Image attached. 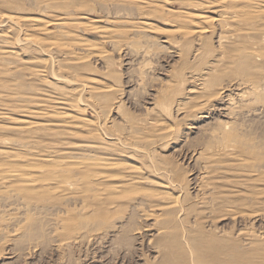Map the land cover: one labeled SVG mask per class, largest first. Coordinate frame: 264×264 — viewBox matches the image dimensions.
<instances>
[{"label":"rangeland","instance_id":"1","mask_svg":"<svg viewBox=\"0 0 264 264\" xmlns=\"http://www.w3.org/2000/svg\"><path fill=\"white\" fill-rule=\"evenodd\" d=\"M5 1H7V2L4 3V0H0V11L2 13H4V11H5V13H7L8 12L7 9L18 10L20 8V10H23V11H21V13L18 12L19 14L23 15V13H24L25 15H23V16L29 17L32 19L33 18L34 19L39 18L37 20V22H33V25L31 22H28L26 24V26L24 28V31L26 32V34L29 33L30 35H33L35 37L38 36V38L42 37V39L47 38V40H49V41L52 40L49 38H53L55 41L58 40L59 43H71V44L73 43V44H76L77 47L80 48V50L78 51L76 49H72L75 52L74 53L73 51H71L70 48H69L70 50H66L64 52L55 49V50H50V52L46 53V54L43 53L44 52L43 49H41V50L38 49L39 51H37V49L32 48L33 49V51H32L31 48L25 47L21 43H18L20 41H18L17 38L21 37L22 33L19 34L17 32H14L8 26H3V25L0 26V33H2V34L5 33L4 35L6 38L4 40L5 42L0 41V66L3 67L5 65V68L4 67H3V69L0 68L1 69L0 75H2V77L0 79V88H1L0 93L1 92L4 93V97H2L3 94L1 93L0 97H2V99L0 98L1 99L0 101L1 102L3 101L5 103V104L4 103L2 104L0 102V104H1L0 105V142L3 143L4 139H6V140L8 139L7 141L9 143L8 146L5 145L6 147H4L2 145V143H0V150L2 152H5V153H10L9 155H12V156L18 152L22 153L24 155H27V154L30 155L31 154L30 157L32 156L34 158H28L29 161L26 159V162L27 161L29 162L27 164L33 165V162H34V165H43V166L47 167L49 165L50 166L53 165L54 163L48 162L47 160L44 161V160L40 159L38 155H39V153L40 154L43 153V155H44L45 152L47 151L48 143H52V141H53V143H55V141H57L58 139L60 141H61V139L63 140V141H61V145H58L56 148L55 155H57L58 157L62 158L64 156L67 157L68 155L72 156V155H76V154L80 156L81 154L82 155L84 154V156L81 155V157L90 158L92 156L91 158H93V156L100 157V156H105V154H107V153H110L109 151H104V150L101 152H97V150L94 151L92 149L93 148L92 145H94L95 143H106L107 142L106 140H104V138L102 136L92 137V138L90 137L91 135L95 136L96 134L101 133L103 130H104L103 131L104 133L102 132V135L108 136V134L110 133L109 135L113 134L115 137H117V134L115 133V132H117L118 135L123 134L122 135L123 138L126 139V137H127L128 139H131L134 142H136V144H138V146H142V147H148L149 146L148 143H150L149 141H154L153 138L157 137L156 138L157 143H155L156 145L153 146L151 144V146H150V149H152L153 151L155 150L154 152L156 153L155 154L153 152V155H154L153 157L155 159L152 160L153 161L152 163L153 164L157 163L160 167H163L162 165H164L165 167H168L167 169L172 171L170 174L171 179L174 177H175L174 180H176V181H180V179H181L182 184H184L185 188H187V190L185 189L186 195L184 194V198H183L185 201L182 200V202L184 201V203H186V205L191 204L192 209H193V213L191 210L192 216L189 217L190 219L188 218L187 221H183L184 222L183 223V222H181L183 219L181 220L180 217H178L176 213H172L171 215L159 216L160 215L159 213H161L162 210H160V209L157 210L155 208L154 209L152 208L153 211L150 210L151 208L145 209L146 205H144V207H142L143 205H140V203L138 205L140 208H138V206L136 208H134V207L132 208V206L135 205L134 203L130 204L127 202L128 200H124V202L122 203L121 202L122 200L120 199V197L119 198L117 197V194L111 195V197L112 196L114 197L113 199L111 198L112 200L110 198H109V201L107 199H104V200H102V203H101V201H97V198L92 193L87 194L88 197H86L83 200H79V199H75V200L74 199H69V200L65 199V200H63V199H61V201H60V199L58 200V198L54 197L53 193H51L52 195L48 194V196H50V197L47 196L45 200H38L37 201V199H33V201L34 200L35 201L31 202L32 205L31 204L30 205H28V204L24 205V202L22 199L25 198L24 201L27 203L28 199L26 196L29 195V192H27V193L24 192V194L22 192L23 196L21 195V192H20V194L18 192H16L18 195L14 192L16 194V196L13 195L14 193L10 194V193L6 192L7 194L4 193L5 195L4 194L2 195V192H0L1 193V196H0V219L2 218L0 220V227H2V228H0V232L2 230L4 232V233L3 232L0 233V264H162V263L163 264H175V262L180 263L178 260L181 261L182 258L183 259L181 261V264H183L184 259L187 262L189 260L192 263L193 260H191V258L188 259V257H189L188 252L189 251L187 249V246L189 244L187 243L188 241H186L184 239L187 238V240H189L191 237L188 238L187 234L196 235L197 232L200 234L199 231H202V233H203V234L201 233V235H202L201 237H206L209 239L213 238V242L220 243V246H222V243H223L224 246H222V247H224V249L228 253V256H231V258H229V259H231V264H250L249 262L247 263L244 261H243L244 263L239 262L240 260H238L239 258H237L236 254H238L240 256L244 255V257L247 259L252 257L254 264H264V195L262 194V192L264 193V185H263L264 179H262V178H264V174L262 176L260 175L261 172H264L263 171L264 170V167H263L264 166L263 165L264 164V155H263L264 154V150H263L264 149V140H262V139H264V136H263L264 135V125H262V124H264V120L260 121L257 118L260 122H258V121L256 122L255 120H253V119H256V117L255 118L252 117L249 120L245 121L246 123L245 122H244V124L240 123L241 126L245 127L243 135L247 136V138H248V134H249V137H251V138H252V136L255 137V138H253L254 144L256 146L255 148H257L256 149L257 152L255 150V154L258 157H259V155H261L259 157L261 160L258 162L256 161L257 164H254L255 162L253 161V160L257 159V157L255 156L252 158L253 159L252 161L247 160V161H249V163L246 162L248 165L244 164L246 166H244V165L240 166L237 162H241V161L243 162V160H241V159L238 160L237 159L238 157L237 158L235 157L236 154H235V156H234V154L233 155L228 154L227 156H230V157L225 159V157H227V156L225 155V153H223V155H225L224 159L219 158L222 156L221 151L224 147H226L225 144L227 142H225V144H224V141H223V142H221L222 143L221 144L218 141L217 143H219V145L216 144L217 146H219V148H217L219 152L216 151L218 153V155H217V153H215V155H214V153L213 154L211 153V151L214 152L215 150H217L216 145H215L217 139L213 140L214 143L212 142V139L208 141L209 138H207V136H209V134L208 135H206V134L208 133V131L210 133V130L217 129L216 128L218 126V121H217L218 118L216 116V114H218L217 110H215V111L213 110L212 112H211V110L209 111L208 117H209V115H211L212 119H204L203 116H205L207 114H205V112L199 113V110H197V108L195 109V107H194V106L201 103V100H198L201 93L200 92L198 93V91H196L193 88H195L197 86L196 84H199L198 81H199V77H201L200 76L201 73L204 74V72H206V69H204V68H206V64L209 66L211 63V65H212V63L214 61H216L215 58H219L218 54L220 55V53L222 51L221 48H218V46H216L217 41H218V37H219V33H221L220 29L215 24L212 25L213 27H211V25H209L210 26L209 27L208 25L203 24V26L206 25L204 27H207V29H206L207 32L204 34L205 39H204L202 45L199 42L197 43V41H195V43H192V44H190L191 43L190 41H186L182 44L177 42L180 45L177 43H176L177 44L176 45L174 41L183 42V40L181 38L179 39V37H174V36L166 33L167 22L163 19L162 15L160 13H156L157 15H155L154 13L150 12V8H149L150 5L153 6L155 3H158V5L161 4L160 6H163V8L166 7V8H164V10L173 9L175 12L182 11L183 8H182L181 4H179L178 2H175V0H174V2H173V0L170 2H167V0H161V1H157V0L156 1L155 0H153V1L152 0H146V1L145 0H138V1L137 0H132V1L131 0H127V1H125V0H116V1L115 0H105L107 2H105L104 0H100V1H98V0H82V1L81 0H78V1L77 0H58V3L55 2L57 0H55V1L49 0V3H44L45 5L46 4L50 5V7H49V5H46L47 7H49V9L47 8V10L45 9L46 6L42 2L43 0L42 1L39 0L40 2H38V0H34V2L33 1L31 2V0L30 1L29 0H5ZM208 1L210 2V0H201L200 2L204 5V4H207ZM64 2H65V4H64ZM125 2H126V4H125ZM132 2H135V3H132ZM138 3H141L142 5L138 4ZM39 4L41 6L37 7V5H39ZM105 4H107V6ZM163 4L164 5L166 4V5L164 6ZM9 5H12V6H9ZM25 5L27 8L25 7ZM64 5L65 6H67V5L71 6L72 5V6L70 8L68 7V9H67V7H65ZM35 7H36V9H35ZM119 7H120V9H118ZM141 8H142V10L140 11L139 9H141ZM38 9H40L39 12H37ZM41 9L44 11V13H43V11H41ZM69 9H72L71 12L69 11ZM123 9H126V11ZM212 9L210 7L204 8V9H201V10H203L201 12H203V14L207 13L208 14V15L206 14L207 16L210 15V17L216 19L217 18L216 11L214 9L213 10ZM117 10H122V12L121 11L118 12ZM130 10L132 12H134V14L132 12H130L131 14H129L128 12ZM56 11H57V13H56ZM58 11H59V13H58ZM66 11H67V13H70V14L67 15ZM75 11H77V12H75ZM139 12H140V14H139ZM42 13L44 15L46 14L48 17L46 15L44 16ZM49 13H51V14L49 15ZM114 13H115V15H114ZM118 13H119V15H116ZM122 13H123V15H122L123 18H120V17H122L121 16ZM143 13H145L146 15H144ZM150 13H152L151 14L152 17H151V15H149ZM162 14H164V13H162ZM29 15H31V16H29ZM65 15L68 17H66ZM71 16L74 17V19H73L74 21L72 20ZM106 16L109 20L106 18ZM108 16H110V17H108ZM55 18L58 20H56ZM66 18H68V22L73 21V22H75L73 24H80L82 26H80V28L77 29L76 31H73L71 33L69 32V35H66L68 33L65 34L64 32L69 31V29H67L64 26L65 24L66 25L68 24V23H64L65 21H67ZM63 19H65V21ZM122 19H124V20H122ZM110 20H112V21H110ZM118 20H119V23H118ZM115 21H117V22H115ZM46 22H48V23H46ZM132 24H134V25H132ZM143 24L145 25V27ZM55 25H58V26L60 25V26L55 27ZM124 27H126V28H124ZM158 27H159V29H158ZM214 27H216V28H214ZM100 28H102V29H100ZM30 29L33 31H31ZM64 29H65V31H64ZM118 29H119V32L117 31ZM141 29H142V32H141ZM120 30H121V32H120ZM52 31H53V33H52ZM60 31H61V33H60ZM126 31H128V32H126ZM83 32H85V33H83ZM144 32H146V33H144ZM113 34H114V37H113ZM116 34H118L119 36ZM141 34H142V36H141ZM107 36H110V37H107ZM57 37L61 40H59ZM120 37H121V39H120ZM144 37H146V38L144 39ZM55 38H57V39H55ZM69 38H70V40H69ZM80 39H82V40H80ZM62 40H64V41H62ZM76 40L79 42H76ZM117 40H119V41H117ZM121 40H123V41L121 42ZM136 42L138 43V44H136V46H140V45L141 46L135 47ZM206 42H208V44ZM87 44L88 45L90 44V46H88ZM82 45H84V46H82ZM119 45L120 46L122 45V46L120 47ZM132 45H134V46H132ZM210 45H211V47H210ZM86 46H88L89 48ZM85 47L88 48L87 51H84L86 49ZM112 47H115V49H113ZM207 47H209V49H211V50L207 51L208 50ZM49 48H47V49H49ZM82 48H85V49H83V52L85 54H82L83 53ZM139 48H140V50H139ZM148 48H150V49H148ZM202 48H203V50H202ZM198 49H199V51H197ZM88 50H89V52H88ZM6 51L7 52H14V58H7V59L5 58L4 59L3 58L4 55L2 56V54H4V52H6ZM35 51H37V52H35ZM40 51H41V53H39ZM179 51H180V53H179ZM200 51H204V52H202L203 54L201 57L199 55V53H201ZM32 52H34L35 54ZM205 52H208L209 54H206ZM143 53H145V55H143ZM75 54H77V55H75ZM146 54H149V57H147L148 55H146ZM88 55H90V56L88 57ZM49 56H51L52 58ZM76 56H77V58H76ZM175 56H177V57L175 58ZM67 58L69 60L73 59V62L71 60H70L71 62H68L66 60ZM74 59L75 60L77 59L78 61L74 62ZM1 60H4V61H1ZM65 60L67 61V65H64ZM27 61H28V63H27ZM30 61L33 65L29 64ZM47 61L49 63H47ZM45 62L47 65L45 64ZM52 62H55V65H53V66H55V67H53L54 69L52 68ZM145 63H146V65H145ZM185 63L186 64L189 63V64L186 65ZM24 64H25V66H24ZM60 65L63 66V67L61 66V68H63L64 70L59 67ZM191 65H193L194 68H192ZM143 67H144V69H143ZM22 68H24V70ZM188 68H190V69H188ZM12 69H13V71H12ZM193 69H194V71H193ZM202 69H204V70H202ZM8 70H10L11 72L10 71L8 72ZM52 70H55V72L53 71L55 74L57 73V70H58V72L60 74L57 73L56 75H63L64 74L63 76L65 78H69V79L71 78V80L79 78L78 76H80L82 83L84 82L83 84H85L86 87L87 86L88 87L87 88L85 87L86 90L84 89L81 91L80 90L81 87H79V88L77 87L81 83L76 82L75 87L72 84L70 86H69V84H65V83L61 84L60 82H57L56 78H54L55 77L54 74L52 75ZM60 70H61V72H60ZM27 71H29V72H27ZM64 71H66V72L64 73ZM190 71H192V73ZM7 74L10 76H8ZM65 74L68 76L66 77ZM197 74H199V75H197ZM28 75H29V77H28ZM38 75H39V77H38ZM72 75L74 78L72 77ZM186 75L189 77H190V75H192V77L188 78ZM212 75L213 74H211V76ZM83 78L85 81L83 80ZM27 79H28V81H27ZM40 79H41V82H40ZM194 79H195V81H193ZM30 80H31V82H30ZM53 80H55V82ZM2 82H5V83H2ZM29 82H30V84H29ZM9 83L12 84L13 88L10 87ZM18 83L21 85V87L18 86L19 85ZM2 85H4V86H2ZM6 85H9V88ZM13 85L14 86L17 85L16 88L19 89V91H17V89ZM38 87H40V88H38ZM7 88H8V90H7ZM14 88H15V91L13 92L12 90ZM21 88H23V89H21ZM71 88H73V89L78 88V92L73 93V96H71V98H70V96L67 95L66 93L70 92V90H72ZM5 89L7 91H5ZM9 89H11V91L13 93H11ZM57 89L58 90L60 89V92L63 90L61 92V93L64 92L62 94L63 98L65 99V96L66 97L68 96L66 99H68V100L71 99L70 101H73L75 99L74 96H76L77 98L86 99L85 97H87V98L90 97V96H88V94H90V93H94V95L98 94L97 95L98 98H100L103 102L105 99V102L108 103V106H107L108 109L105 112L100 111L101 112L100 114L96 110L98 112V115H97V113H94L93 110H91L92 108H88V109L87 108L86 109L79 108L80 110L74 109L75 107L73 108V106L68 108V106H66L67 104L66 103L64 104V102H62L63 98H61L62 96L60 95V92ZM87 89H88V91H87ZM107 91H110V92H107ZM7 93H9V94H7ZM14 93H16V94H14ZM24 93H25V95H24L25 98H28L29 100L31 98L30 102L28 100L27 103L29 102L32 105L29 103L28 104H24L21 102L19 103L18 94H20L19 96L22 97L23 95H21V94H24ZM5 94H6V96H5ZM26 94H31V96H33V95H35V96L34 97H31L29 95L26 96ZM172 94H174V95H172ZM7 95H8V97H7ZM13 95L14 96L16 95L17 97L14 98ZM164 95L167 98H165ZM196 95H197V97H196ZM10 96H13V97L11 98ZM171 96H172V100L170 99ZM187 98H188V100H187ZM189 98L193 99L194 101L191 99L189 100ZM168 99L170 101H172L173 104L170 105L168 112L164 113L163 107L169 103ZM5 100H6V102H5ZM32 100H34V102L36 101L38 103L33 104L34 102ZM161 101H162V103H161ZM7 102H9V103H7ZM42 102L44 103L43 105H42ZM62 103L64 104L63 106H61ZM163 103H165L164 106L162 105ZM177 103L178 104L181 103V105H183L184 111L181 110L180 112H176V106L178 105ZM23 104H24V106L21 107ZM17 105H19V106H17ZM45 105H47L46 111H48V112H52V111H50L51 109H49V108H52V110L54 109L52 118L50 115L51 113L49 114L50 116H48L49 117V119H48V117H46V116H43L44 118L42 116L40 117V115H38L39 112H36L39 110H45ZM184 105L185 106L187 105V107H185ZM6 106H8V107H6ZM53 106H54V108H53ZM57 106H59V107H57ZM15 107H17V108H15ZM55 107L57 108V110H55L56 109ZM13 108H15L16 111ZM22 108H23V110H22ZM24 108H26L25 109L26 111L24 110ZM59 110H61V111H59ZM21 111H22V113H21ZM57 111H59V113H61V112L68 113L69 118H70V116L73 117L74 121H73V119L71 121H66L69 118L65 119L64 116L59 117V115H54ZM32 112H34L35 114L37 113L36 116L38 115L39 117L37 116V118H36L35 114L33 115ZM24 113H25V116H23ZM28 113H29V115L30 114H32V115L29 116ZM177 113H178V115H177ZM39 114H42V113H39ZM2 116H4V117H2ZM26 116H27V118H26ZM8 117H10L11 120ZM100 117H102L103 120ZM13 118L16 119L17 123H16V121H13L14 120ZM53 118H58V119H53ZM60 118H62V119H60ZM28 120H29V122H35L36 121V123H43V122L46 123V121L50 122L51 120L52 121L54 120L51 123V126H50L51 129H52V126H54L53 128H56V130L58 129V130L64 132V134L62 135L63 137L62 136H56L57 137L56 138L55 136L52 135L51 132L48 134L43 133V132H40V133L36 132L37 133L36 134L33 132L21 133V131L15 130V128L17 126H20L21 123H23L22 121H28ZM58 120H60V121H58ZM124 120H127V121H124ZM152 120L158 121L161 124L165 125L163 127L161 125L160 127H162V128H164V127L165 128L171 127V128H170V130H166L165 132L164 131L160 132V133L154 132V130H152L150 128V125H149V123L152 122ZM62 121H65V122H62ZM84 121L93 122L94 125L92 127H89V128H83V127H81V124H83ZM103 122H104V125H103ZM53 123H55V125ZM56 123H57V125H56ZM58 123L60 124L59 126H58ZM62 123L66 124L67 127L65 125H63ZM185 123H186V125H185ZM61 124H62V126H61ZM69 125L71 127H69ZM126 125H129L132 130L131 129L129 130V128H128L129 126H126ZM1 126H3V127H1ZM166 126H168V127H166ZM204 127H207V128H204ZM64 128L66 130L71 129L74 134L70 133V135H73V136L68 135L69 134L68 131H66ZM92 128H93V132L96 129L95 130L96 133L94 132L95 135L92 133V131H90ZM213 128H215V129H213ZM11 129L13 131H11ZM134 129L136 131H133ZM9 130L11 133L9 132ZM130 131H133V132H130ZM145 131H147V132H145ZM171 132L173 135L171 134ZM5 133H6V135H4ZM130 133L134 137L130 136L131 135ZM167 133L171 136H169L166 140V139H164L165 137H163L162 135L167 136ZM258 133H260L262 135H260ZM2 134L4 135V137ZM25 134H26V136H25ZM157 134L158 135L161 134L159 136H162V137H158ZM17 136L18 137L20 136L19 139ZM25 137H27V138L25 139ZM29 137H31V140L29 139ZM86 137H88V138H86ZM260 137H261V139H259ZM35 138H36V140L38 138L40 140L36 141ZM65 138H66V140H65ZM102 138H103V140H102ZM160 138H163V139L160 141ZM251 138H249V139H251ZM27 139H28V141H27L28 143L26 142ZM135 139L138 142L139 141L140 142L138 143L137 141H135ZM20 140H23L24 142L19 143L18 141H20ZM259 140H260V142H259ZM43 141H44V143H43ZM210 141L214 144L215 149H213L214 147L212 148L211 143L209 144ZM262 141H263V143H262ZM38 142L42 143V144L40 146H36L35 144ZM45 142L46 143L48 142V143L46 144ZM76 142H78L79 144H77ZM122 142L126 143L125 141H122ZM197 142H199V143H197ZM32 143H34V144H32ZM62 143H64V144H62ZM65 143H67V144H65ZM118 143L119 142H116V144H118ZM22 144H24L25 146H27V148H30V149L29 150L26 149V147L24 145L22 146ZM127 144H129V143H127ZM29 145H30V147H29ZM194 145L195 146L197 145V146L194 147ZM201 145H203L205 147L202 149L203 146H201ZM206 145L211 147V148H209V149H211V151L209 150L210 153L212 155H214L216 159L219 158L218 161L220 162V160H221V162L217 165V167H218L217 170L215 169L216 166L214 168L211 167L212 170L211 169L208 170L210 172L211 171L214 172L216 170L215 173L213 174V176H211V173L209 172V174L206 176L208 177L210 175V177L206 178V176H204V179H202L203 176L200 174V172L202 173L204 171L205 168H203V166L205 167L206 162H207L206 165H208L209 161H207V160L203 161V160H205V158L203 159L201 156V158L203 160H200V161L197 160L198 161L197 162L195 157H194V154H196L198 151L204 150L205 153L208 155L209 152H206V148L208 151V147ZM227 145H229V144L227 143ZM261 145L263 148L261 147ZM18 146L21 149L20 148L18 149ZM73 146H76V147L72 148ZM89 146H90V148H89ZM15 147H16V149H15ZM80 147L81 148L83 147V149H81ZM32 148H34V149L32 150ZM43 148H45L46 150H44ZM39 149L41 151H38ZM72 149H74V150H72ZM68 150H70V151H68ZM174 151H176V152H174ZM258 151L260 153H258ZM261 151H262V154H261ZM89 152L91 154H94V155H91ZM37 153H38V155H37ZM57 153H59V154H57ZM60 153H63V154H61V156H59ZM120 153H122V154H120ZM120 153L118 152V156H116L117 155V153H116V155H114L115 158H112V159L117 160V162L124 161L127 164H129L128 166L135 167L136 170L131 171L133 176L140 177L139 179L142 181H144V180L148 181V179H149V182L151 181L150 179L152 178V181L150 182L151 184H149V183H148V185L146 183L140 184L144 188L143 193L145 192V190H146V192L148 191L147 193H151L152 191L153 192H160V190H161L162 192L165 191V192H168L169 194L170 193H173L176 195L178 194L174 190V188L171 189V188L166 187V183H167L166 181H163L162 178H160L158 175H156L155 172L147 169L143 165L146 162L148 163V159H147V161H146V159H144V160L139 159L138 155H136L132 152H131L132 154H130L128 152L125 153V151L120 152ZM205 153H202V154H204V156H206ZM119 154L122 156H120ZM6 156L8 157V154H6ZM209 156L210 155H208L207 158H209ZM245 156H248V155L245 154ZM5 158L0 157V163L2 161H4ZM60 158H58L56 160H59ZM30 160H31V162H30ZM32 160H34V161H32ZM36 160H39V161L35 162ZM118 160H120V161H118ZM169 160H171V161H169ZM228 160L231 161V164L233 167L230 169V171L227 170V168H226L227 173H228V174H226V173H224V172H226L225 168H224V170H225L224 172L222 171V169L224 166L223 164L226 163L227 166L230 165V164H228L229 163ZM201 161H203V162H201ZM159 163H161L162 165H160ZM173 163H175V164H173ZM203 163H204V165H203ZM22 164H24V162ZM27 164L25 163V166H29ZM172 164H173V166H172ZM251 165L252 166L257 165V167H259L261 165L260 168L263 167V169H261V171L259 169V171H260L259 172L258 168H256L257 171L255 172L256 173L255 174L254 172H252V166ZM165 167H163V168H165ZM207 167L210 168V166H207ZM244 167L246 169H244ZM248 168H249V170H251L250 173H249ZM105 170L109 171V173H106V175L108 176L107 177L108 180H106V178H104L105 181L103 180V177H106V176H104L105 171L103 169L102 171H100V173H101L100 177L101 178H98V180H97L98 181L97 183L99 184L98 187L100 186L99 188H102V187L104 188L105 185H106V187L116 186L118 184L117 182H119V181H120L119 183H121L122 179H118V178L123 176L122 173H124V172L122 170H121V172H120V170H114V169H111V170L105 169ZM173 173L176 174V175H174V177H172ZM257 173L260 176H258ZM111 174H113V175H111ZM239 174H241V175H239ZM247 174L250 175V176H248L249 178L247 177ZM255 175L258 176V178L261 177V178H259L260 180H258V178ZM110 176H111V178L113 176H115V177L113 179H111ZM141 177L142 178L144 177V179H142ZM243 178H244V180H243ZM250 178L257 179L259 182L257 180L251 181ZM185 179L188 180L187 185L185 184V181H184ZM211 179L215 183L214 185L211 184V183H213ZM246 179H248L249 181ZM100 180L102 181V183ZM203 180H204V182H202ZM237 180L238 181L240 180V181L238 182ZM226 181H228V182H226ZM153 182L155 185H152ZM208 182H209V184H207ZM163 183H165V185ZM217 183H218V185H216ZM244 183H246V184H244ZM211 185H212V188L213 187L215 188L218 186L217 191L218 190H220V191L217 192L216 190H212ZM221 185L223 188L221 187ZM255 185H257V186L255 187ZM38 186L40 189L39 191H42L43 190V188L41 187V186H43L42 183H38L36 188H38ZM219 186H220V188H219ZM247 186H249V187H247ZM231 187H232V189L234 188L233 189L234 191L231 189ZM36 188H35V190H37ZM204 188L206 189L205 191H204ZM208 189L210 191H208ZM149 190H150V192H149ZM256 192H259V194H257L258 196L255 194ZM203 193H205V194L209 193L208 194L209 195L208 200L205 202L207 207L202 202ZM210 193H212V194H210ZM221 194H223V195H221ZM253 194H255L256 196L255 195L251 196ZM12 195H13V197H12ZM14 196L15 197L18 196L17 199ZM52 196H53V198H52ZM8 197H10V199ZM11 197H12V199H11ZM19 197L20 198L22 197V199H21L22 201L20 200V202H17L20 199ZM116 197L118 199H116ZM126 197H128V195ZM129 197H130V195H129ZM141 197H143V196H141ZM141 197L139 198V200L142 201L143 198H141ZM173 197L174 196H172V198ZM47 198H48V200H47ZM52 199H54V200H52ZM89 199H91V200H89ZM217 199H218V201H216ZM5 200L8 202H6ZM118 201L120 202V204ZM124 203H125L126 209L122 208V204H124ZM154 203H159V202H154ZM67 204H68V206H67ZM116 204H119V205H116ZM26 205H28V206H26ZM84 205L86 208L83 207ZM126 205H127V207H126ZM130 205H132V206H130ZM36 206H37V208H36ZM25 207H27V208H25ZM38 207H40V208H38ZM74 207H75V209H74ZM117 207H119V208H117ZM114 208H116V209H114ZM38 209L39 210L41 209L40 212L38 211ZM135 209H136V211H134ZM94 210H95V212H94ZM149 210H150V212L152 211L151 212L152 215L150 214ZM80 211H82V212H80ZM54 213H55V215H54ZM15 214H16V216H15ZM195 214L198 215V217ZM3 215H5V217ZM7 215L8 216L11 215V217L9 216V219L12 220L11 222L9 219L8 220L6 219L8 217ZM78 215H79V217H78ZM90 215H91V217H90ZM101 215H103V216H101ZM173 215L174 216L176 215V216L174 217ZM256 215H258V216H256ZM61 216H62V218H61ZM88 216H89V218H88ZM199 216H201V218ZM12 217L14 220L12 219ZM66 217H69V219L67 218V220H66ZM145 217H146V219H145ZM195 217L198 219H196ZM99 218H101V219H99ZM176 218H177V220H176ZM202 218H203V220H202ZM2 220L7 221V223L3 222ZM170 220H171V222H170ZM188 220H189V222H188ZM65 221H67V222H65ZM175 221H177V223L180 224L178 227L174 226V225H178ZM9 222H10V224H8ZM56 222H58V223H56ZM68 222H69V224H68ZM174 222H175V224L172 225ZM185 222H186V226H185ZM61 223H62V225H60ZM163 223H165V224H163ZM65 224H66V226H65ZM74 224H75L76 228L74 227ZM169 224H170V226H169ZM196 224H197V226H196ZM53 225H55V226H53ZM77 225H79V226L77 227ZM181 225H184V226H181ZM193 225H194V227H192ZM168 226H169V229H168ZM171 226L174 228L171 229ZM189 226H190V231L188 230ZM162 227H165V228L162 229ZM196 227H197V230H195ZM64 228H65V230H64ZM182 228H184V229H182ZM92 229H93V231H92ZM6 230H8V232ZM177 230L179 232H176ZM186 230H187V232H186ZM133 231L134 232L136 231V232L134 233ZM243 233L246 235H244ZM169 235H170V237H169ZM194 235H192V236H194ZM88 236H90V237H88ZM163 236H164V238L159 240ZM212 236H214V237H212ZM216 236L220 239H218ZM70 237H71V239H69ZM169 238H172L173 240L169 239ZM164 239L167 241H164ZM214 239H215V241H214ZM175 240H177V242ZM162 241H163V243H161ZM185 241H186V243H184ZM252 241H255V242L259 241V242L257 244L254 243V245H255V247H254ZM174 243H176V245ZM177 243H179V244H177ZM162 246H164V249H162L163 248ZM175 249H176V251H174ZM156 252H157V254H156ZM177 252H182V255H178ZM166 253H169L171 255H165ZM252 254H254L255 256H252ZM253 263H251V264H253Z\"/></svg>","mask_w":264,"mask_h":264},{"label":"bare ground","instance_id":"2","mask_svg":"<svg viewBox=\"0 0 264 264\" xmlns=\"http://www.w3.org/2000/svg\"><path fill=\"white\" fill-rule=\"evenodd\" d=\"M30 1V0H29ZM34 2V0H31V2ZM40 1H42V0H40ZM39 0H38V2H40ZM52 1V0H51ZM50 1V2H51ZM55 1V0H54ZM78 1V0H77ZM82 1V0H81ZM98 1H100V0H98ZM105 1V0H104ZM116 1V0H115ZM125 1H127V0H125ZM132 1V0H131ZM138 1V0H137ZM146 1V0H145ZM153 1V0H152ZM156 1V0H155ZM157 1H161V0H157ZM170 1H172V0H167V2H170ZM201 0H175V2H178L179 4H181V6H182V8H183V10L182 11H178V12H175L173 9H167V10H164V8H166V7H164L163 8V6H160V5H158V3H155L153 6H149V8H150V12H152V13H154L155 15H157L156 13H160L161 15H162V17H163V19L167 22V28H166V33H168L169 35H172V36H174V37H179V39L181 38L182 40H183V42H181V41H174L175 42V44L177 43V42H179V43H184V42H186V41H190L191 43L190 44H192V43H195V41H197V43L199 42L201 45L203 44V41H204V39H205V36H204V34L207 32L206 31V29H207V27H204V26H206V25H211V27H213L212 25L213 24H215L219 29H220V31H221V33H219V37H218V41H217V44H216V46H218V48H221L222 49V51H221V53H220V55L218 54V56H219V58H215L216 59V61H214L213 63H212V65H211V63H210V65L208 66L207 64H206V68H204V69H206V72H204V74H202L201 73V77H199V81H198V83L199 84H196L197 86L195 87V88H193V89H195L196 91H198V93L200 92L201 94H200V96H199V99L198 100H201V103L200 104H198V105H196V106H194L195 107V109L197 108V110H199V113H202V112H205V114H207V115H205V116H203V118L204 119H212V116L211 115H209V117H208V113H209V111L211 110V112L214 110H217V112H218V114H216V116H217V121H218V126L216 127L217 129H215V128H213V129H215V130H210V133H209V131H208V133L206 134V135H208L209 134V136H207V138H209L208 139V141L209 140H211L212 139V142H213V140L214 139H217V141H216V143H215V145L216 144H218L219 145V143H217L218 141L221 143V142H223L224 141V144H225V142H227L229 145H227V143L225 144V146L226 147H222L223 149H222V151H221V153H222V156L221 157H219V158H221V159H224V157H225V155L227 156L228 154L229 155H233L234 154V156H235V154H236V158L239 160V159H241V160H243V162L241 161V162H237L240 166L241 165H244V164H247L246 162H248L249 163V161H247V160H253L252 158L253 157H255L256 156V154H255V150L257 149V148H255L256 146H255V144H254V139L253 138H255V137H253L252 136V138L251 137H249V134H248V138H247V136H245V135H243V133H244V126H241V124L240 123H243L244 124V122L245 121H247V120H249L250 118H252V117H256V119H253V120H255L256 122L258 121V122H260V121H262V120H264V0H210V2L208 1L207 2V4H202L201 2H200ZM5 2H7V1H5L4 0V3ZM22 2V1H21ZM43 2V4L44 3H49V0H43L42 1ZM56 3H58V0L57 1H55ZM62 2V1H61ZM105 2H107V1H105ZM110 2V1H109ZM114 2V1H113ZM112 2V3H113ZM173 2H174V0H173ZM29 3V2H28ZM36 3V2H35ZM54 3V2H53ZM55 3V4H56ZM72 3V2H71ZM83 3V2H82ZM88 3V2H87ZM121 3V2H120ZM132 3H135V2H132ZM8 4V3H7ZM38 4V3H37ZM42 4V5H43ZM64 4H65V2H64ZM73 4V3H72ZM84 4V3H83ZM82 4V5H83ZM109 4V3H108ZM125 4H126V2H125ZM124 4V5H125ZM138 4H141V3H138ZM169 4V3H168ZM45 5V4H44ZM46 5H49V4H46ZM45 5V6H46ZM57 5V4H56ZM61 5V4H60ZM59 5V6H60ZM77 5V4H76ZM106 6H107V4H105ZM111 5V4H110ZM130 5V4H129ZM142 5V4H141ZM164 5V4H163ZM166 5V4H165ZM164 5V6H165ZM9 6H12V5H9ZM18 6V5H17ZM28 6V5H27ZM38 6H41L40 4L39 5H37V7ZM62 6V5H61ZM60 6V7H61ZM65 6V5H64ZM72 6V5H71ZM71 6H65V7H67V9H68V7L70 8ZM75 6V5H74ZM73 6V7H74ZM93 6V5H92ZM134 6V5H133ZM25 7H26V5H25ZM49 7H50V5H49ZM49 7H45V9L47 10V8L49 9ZM81 7V6H80ZM79 7V8H80ZM145 7V6H144ZM213 8L215 11H216V14H217V18L216 19H214V18H212V17H210V15L209 16H207L206 14H203V12H201V11H203V10H201V9H204V8ZM27 8V7H26ZM63 8V7H62ZM77 8V7H76ZM94 8V7H93ZM181 8V7H180ZM35 9H36V7H35ZM53 9V8H52ZM118 9H120V7L118 8ZM122 9V8H121ZM138 9V8H137ZM212 9V10H213ZM39 10L40 9H38V11L37 12H39ZM54 10V9H53ZM71 10L72 9H69V11L71 12ZM76 10V9H75ZM93 10V9H92ZM123 10H125L126 11V9H123ZM128 10V9H127ZM135 10V9H134ZM133 10V11H134ZM140 11L142 10V8L141 9H139ZM7 13H5V11H4V13H2L1 11H0V26L1 25H3V26H8L11 30H13L14 32H17V33H19V34H21V37H18L17 39H18V41H20V42H18V43H21L22 45H24L25 47H28V48H33V49H37V51H39L38 49H43V53L44 54H46V53H49L50 52V50H55V49H57V50H60V51H66V50H70L71 49V51H73L72 49H76V50H80V48L79 47H77V45L76 44H71V43H59L58 42V40H54L53 38H49V39H52V40H47V38H45V39H42V37L41 38H38V36L37 37H35V36H33V35H30L28 32V34H26V32L24 31V28H25V26H26V24L28 23V22H31L32 23V25H33V22H37V20L39 19H32V18H29V17H25V16H23V15H25L24 13H23V15L22 14H19L18 12H20L21 13V11H23V10H20V8L18 9V10H12V9H7ZM41 11H43L42 9H41ZM50 11V10H49ZM118 12L119 11H121L122 12V10H117ZM35 12V11H34ZM55 12V11H54ZM62 12V11H61ZM75 12H77V11H75ZM128 12V11H127ZM130 12H132L131 10L128 12L129 14H131ZM145 12V11H144ZM43 13H44V11H43ZM42 13V14H43ZM56 13H57V11H56ZM58 13H59V11H58ZM84 13V12H83ZM133 14H134V12H132ZM142 13V12H141ZM147 13V12H146ZM152 13H150L149 15H151ZM162 13H164V14H162ZM39 14V13H38ZM51 13H49V15H50ZM54 14V13H53ZM66 14L68 15V14H70V13H67V11H66ZM78 14V13H77ZM139 14H140V12H139ZM144 15H146L145 13H143ZM41 15V14H40ZM44 15V14H43ZM46 15V14H45ZM44 15V16H45ZM55 15V14H54ZM53 15V16H54ZM90 15V14H89ZM100 15V14H99ZM108 15V14H107ZM114 15H115V13H114ZM116 15H119V13L118 14H116ZM123 15V13L121 14V16ZM154 15V16H155ZM29 16H31V15H29ZM47 16V15H46ZM66 16V15H65ZM74 16V15H73ZM130 16V15H129ZM132 16V15H131ZM134 16V15H133ZM215 16V15H214ZM213 16V17H214ZM48 17V16H47ZM46 17V18H47ZM60 17V16H59ZM66 17H68V16H66ZM72 17V16H71ZM108 17H110V16H108ZM127 17V16H126ZM138 17V16H137ZM147 17V16H146ZM150 17V16H149ZM148 17V18H149ZM151 17H152V15H151ZM161 17V16H160ZM57 18V17H56ZM55 18V19H56ZM61 18V17H60ZM89 18V17H88ZM106 18H107V16H106ZM120 18H123V16L122 17H120ZM135 18V17H134ZM154 18V17H153ZM67 19V21H65V19H63L65 22L64 23H68L67 25L65 24L64 26L67 28V29H69V31L68 32H64L65 34L66 33H68V34H66V35H69V32L71 33V32H73V31H76L77 29H79L80 28V26H82V25H80V24H73V23H75V22H73L74 20V17H72V22L70 21V22H68V18H66ZM108 19V18H107ZM155 19V18H154ZM56 20H58V19H56ZM71 20V19H70ZM89 20V19H88ZM109 20V19H108ZM107 20V21H108ZM120 20V19H119ZM119 20H118V23H119ZM122 20H124V19H122ZM149 20V19H148ZM152 20V19H151ZM61 21V20H60ZM110 21H112V20H110ZM114 21V20H113ZM127 21V20H126ZM39 22V21H38ZM63 22V21H62ZM115 22H117V21H115ZM124 22V21H123ZM147 22V21H146ZM165 22V23H166ZM46 23H48V22H46ZM57 23V22H56ZM59 23V22H58ZM63 23V24H64ZM125 23V22H124ZM123 23V24H124ZM129 23V22H128ZM51 24V23H50ZM113 24V23H112ZM126 24V23H125ZM203 24H206V25H204L203 26ZM35 25V24H34ZM46 25V24H45ZM84 25V24H83ZM132 25H134V24H132ZM144 25V24H143ZM37 26V25H36ZM56 26H58V25H55V27ZM60 26V25H59ZM58 26V27H59ZM62 26V25H61ZM121 26V25H120ZM147 26V25H146ZM196 26V27H195ZM122 27V26H121ZM139 27V26H138ZM143 27V26H142ZM144 27H145V25H144ZM210 27V26H209ZM63 28V27H62ZM124 28H126V27H124ZM151 28V27H150ZM154 28V27H153ZM214 28H216V27H214ZM35 29V28H34ZM90 29V28H89ZM100 29H102V28H100ZM106 29V28H105ZM144 29V28H143ZM148 29V28H147ZM158 29H159V27H158ZM218 29V30H219ZM8 30V29H7ZM26 30V29H25ZM31 30V29H30ZM88 30V29H87ZM86 30V31H87ZM150 30V29H149ZM154 30V29H153ZM156 30V29H155ZM161 30V29H160ZM31 31H33V30H31ZM64 31H65V29H64ZM81 31V30H80ZM99 31V30H98ZM110 31V30H109ZM118 32H119V29L117 30ZM136 31V30H135ZM140 31V30H139ZM151 31V30H150ZM40 32V31H39ZM42 32V31H41ZM45 32V31H44ZM47 32V31H46ZM59 32V31H58ZM100 32V31H99ZM102 32V31H101ZM106 32V31H105ZM120 32H121V30H120ZM126 32H128V31H126ZM125 32V33H126ZM137 32V31H136ZM135 32V33H136ZM141 32H142V29H141ZM155 32V31H154ZM213 32V31H212ZM52 33H53V31H52ZM60 33H61V31H60ZM83 33H85V32H83ZM103 33V32H102ZM116 33V32H115ZM130 33V32H129ZM144 33H146V32H144ZM5 34V33H4ZM4 34H2V33H0V41H2V42H5L4 40L6 39L5 38V35ZM32 34V33H31ZM75 34V33H74ZM87 34V33H86ZM56 35V34H55ZM64 35V34H63ZM65 35V36H66ZM100 35V34H99ZM116 35H118V34H116ZM140 35V34H139ZM144 35V34H143ZM147 35V34H146ZM119 36V35H118ZM141 36H142V34H141ZM148 36V35H147ZM51 37V36H50ZM107 37H110V36H107ZM113 37H114V34H113ZM211 37V36H210ZM58 38V37H57ZM57 38H55V39H57ZM134 38V37H133ZM146 37H144V39H145ZM169 38V37H168ZM59 39V38H58ZM72 39V38H71ZM120 39H121V37H120ZM128 39V38H127ZM137 39V38H136ZM135 39V40H136ZM153 39V38H152ZM157 39V38H156ZM178 39V40H179ZM194 39V40H193ZM59 40H61V39H59ZM69 40H70V38H69ZM80 40H82V39H80ZM139 40V39H138ZM149 40V39H148ZM169 40V39H168ZM15 41V40H14ZM17 41V40H16ZM62 41H64V40H62ZM68 41V40H67ZM75 41V40H74ZM117 41H119V40H117ZM123 40H121V42H122ZM125 41V40H124ZM76 42H79V41H77L76 40ZM115 42V41H114ZM138 42V41H137ZM135 43V47H140V46H136V44H138V43ZM140 42V41H139ZM144 42V41H143ZM157 42V41H156ZM170 42V41H169ZM168 42V43H169ZM141 43V42H140ZM167 43V42H166ZM179 43H177V44H179ZM207 44H208V42H206ZM4 44V43H3ZM104 44V43H103ZM126 44V43H125ZM148 44V43H147ZM146 44V45H147ZM176 44V45H177ZM199 44V45H200ZM206 44V45H207ZM88 45V44H87ZM143 45V44H142ZM180 45V44H179ZM200 45V46H201ZM81 46V45H80ZM82 46H84V45H82ZM88 46H90V44L88 45ZM88 46H86V47H88ZM120 46V45H119ZM122 46V45H121ZM120 46V47H121ZM132 46H134V45H132ZM159 46V45H158ZM191 46V45H190ZM50 47V48H49ZM85 47V48H86ZM134 47V48H135ZM143 47V46H142ZM205 47V46H204ZM210 47H211V45H210ZM47 48H49V49H47ZM70 48V49H69ZM85 48H82V52H83V49H85ZM89 48V47H88ZM88 48H86L84 51H87V49ZM92 48V47H91ZM113 49H115V47H112ZM129 48V47H128ZM161 48V47H160ZM33 49H32V51H33ZM148 49H150V48H148ZM206 49V48H205ZM204 49V50H205ZM207 51H210L211 49H209V47H207ZM220 49V50H221ZM3 50V49H2ZM139 50H140V48H139ZM156 50V49H155ZM202 50H203V48H202ZM217 50V49H216ZM4 51V50H3ZM11 51V50H10ZM37 51H35V52H37ZM77 51V52H78ZM91 51V50H90ZM93 51V50H92ZM134 51V50H133ZM150 51V50H149ZM148 51V52H149ZM197 51H199V49L197 50ZM70 52V51H69ZM74 52V51H73ZM76 52V53H77ZM88 52H89V50H88ZM137 52V51H136ZM146 52V51H145ZM201 53H199V55H200V57L202 56V52H204V51H200ZM31 53V52H30ZM32 53H34V52H32ZM39 53H41V51L39 52ZM38 53V54H39ZM75 53V52H74ZM93 53V52H92ZM179 53H180V51H179ZM206 54H209L208 52H205ZM216 53V52H215ZM35 54V53H34ZM37 54V53H36ZM73 54V53H72ZM80 54V53H79ZM82 54H85L84 52L82 53ZM94 54V53H93ZM176 54V53H175ZM4 55V59L6 58H14V52H4V54H2V56ZM42 55V54H41ZM40 55V56H41ZM75 55H77V54H75ZM143 55H145V53H143ZM146 55H148L147 57H149V54H146ZM179 55V54H178ZM1 56V57H2ZM16 56V55H15ZM86 56V55H85ZM90 55H88V57H89ZM210 56V55H209ZM49 57H51V56H49ZM55 57V56H54ZM82 57V56H81ZM146 57V56H145ZM177 56H175V58H176ZM179 57V56H178ZM52 58V57H51ZM66 58V57H65ZM76 58H77V56H76ZM180 58V57H179ZM82 59V58H81ZM183 59V58H182ZM68 62H73V59L70 61L68 58L66 59ZM65 60V62H64V65H67V61ZM80 60V59H79ZM84 60V59H83ZM82 60V61H83ZM209 60V59H208ZM213 60V59H212ZM1 61H4V60H1ZM35 61V60H34ZM38 61V60H37ZM42 61V60H41ZM44 61V60H43ZM75 61H78L77 59L75 60L74 59V62ZM39 62V61H38ZM57 62V61H56ZM106 62V61H105ZM192 62V61H191ZM206 62V61H205ZM8 63V62H7ZM23 63V62H22ZM27 63H28V61H27ZM43 63V62H42ZM47 63H49L48 61H47ZM54 63V64H53ZM79 63V62H78ZM109 63V62H108ZM203 63V62H202ZM209 63V62H208ZM29 64H32L31 63V61L29 62ZM45 64H46V62H45ZM57 64V63H56ZM59 64V63H58ZM63 64V63H62ZM186 64V63H185ZM187 64H189V63H187ZM186 64V65H187ZM214 64V65H213ZM33 65V64H32ZM40 65V64H39ZM47 65V64H46ZM53 65H55V62H52V68L53 67H55V66H53ZM70 65V64H69ZM145 65H146V63H145ZM3 66V65H2ZM17 66V65H16ZM24 66H25V64H24ZM61 66L62 65H60L59 67L61 68ZM85 66V65H84ZM144 66V65H143ZM192 66V68H194L193 67V65H191ZM4 68H5V65L3 66ZM3 67H1L0 66V68H2L3 69ZM51 67V66H50ZM58 67V66H57ZM63 67V66H62ZM89 67V66H88ZM91 67V66H90ZM180 67V66H179ZM190 67V66H189ZM17 68V67H16ZM15 68V69H16ZM191 68V69H192ZM14 69V68H13ZM13 69H12V71H13ZM23 70H24V68H22ZM26 69V68H25ZM54 69V68H53ZM59 69V68H58ZM61 69H63V68H61ZM79 69V68H78ZM143 69H144V67H143ZM188 69H190V68H188ZM204 69H202V70H204ZM1 70V69H0ZM17 70V69H16ZM15 70V71H16ZM29 70V69H28ZM38 70V69H37ZM51 70V69H50ZM64 70V69H63ZM201 70V69H200ZM10 70H8V72H9ZM14 71V72H15ZM30 71V70H29ZM29 71H27V72H29ZM35 71V70H34ZM55 72V70H52V75L54 74V78H56V80H57V82H60L61 84L62 83H65V84H69V86L72 84V85H74V87H75V85H76V82H78V83H81L79 86H77L78 88L79 87H81L80 88V90L82 91V90H84L85 89V87H86V85L85 84H83L82 83V80L80 79L81 77L80 76H78L79 78H76V79H74V80H71V78L69 79V78H65L63 75H56L57 73L58 74H60L59 72H58V70H57V73L55 74L54 72ZM89 71V70H88ZM193 71H194V69H193ZM196 71V70H195ZM2 72V71H1ZM11 72V71H10ZM32 72V71H31ZM60 72H61V70H60ZM66 71H64V73H65ZM68 72V71H67ZM74 72V71H73ZM191 73H192V71H190ZM203 72V71H202ZM7 73V72H6ZM26 73V72H25ZM35 73V72H34ZM37 73V72H36ZM200 73V72H199ZM11 74V73H10ZM68 74V73H67ZM211 74H213L212 76H211ZM5 75V74H4ZM8 75V74H7ZM12 75V74H11ZM33 75V74H32ZM51 75V74H50ZM182 75V74H181ZM197 75H199V74H197ZM204 75V76H203ZM8 76H10V75H8ZM65 76L67 77L68 75H66L65 74ZM187 76V75H186ZM1 77H2V75H0V79H1ZM28 77H29V75H28ZM38 77H39V75H38ZM72 77H73V75H72ZM188 78H190V77H192V75H190V77L189 76H187ZM198 77V76H197ZM23 78V77H22ZM31 78V77H30ZM74 78V77H73ZM182 79V78H181ZM198 79V78H197ZM83 80H84V78H83ZM142 80V79H141ZM4 81V80H3ZM19 81V80H18ZM27 81H28V79H27ZM54 82H55V80H53ZM85 81V80H84ZM193 81H195V79L193 80ZM30 82H31V80H30ZM30 82H29V84H30ZM40 82H41V79H40ZM142 82V81H141ZM2 83H5V82H2ZM8 83V82H7ZM16 83V82H15ZM36 83V82H35ZM46 83V82H45ZM59 83V84H60ZM86 83V82H85ZM10 84V83H9ZM19 84V83H18ZM32 84V83H31ZM55 84V83H54ZM15 85V84H14ZM13 85V86H14ZM36 85V84H35ZM51 85V84H50ZM2 86H4V85H2ZM6 86H8V88H9V85H6ZM19 87H21V85L19 84L18 85ZM10 87L11 88H13L12 87V84H10ZM15 88L17 87V85L16 86H14ZM88 87V86H87ZM86 87V88H87ZM4 88V87H3ZM8 88H7V90H8ZM15 88L12 90L13 92L15 91ZM33 88V87H32ZM38 88H40V87H38ZM57 88V87H56ZM78 88H71L72 90H70V92H68V93H66L67 95H69L70 96V98H71V96H73V93H75V92H78ZM90 88V87H89ZM1 89V88H0ZM17 89V88H16ZM21 89H23V88H21ZM6 89H5V91H7ZM10 90V92L11 93H13L12 91H11V89H9ZM58 90V89H57ZM86 90V89H85ZM192 90V89H191ZM17 91H19V89H17ZM59 92H60V89L58 90ZM63 91V90H62ZM61 91V92H62ZM87 91H88V89H87ZM195 91V92H196ZM33 92V91H32ZM36 92V91H35ZM42 92V91H41ZM60 92V95L62 96V94L64 93H61ZM67 92V91H66ZM84 92V91H83ZM107 92H110V91H107ZM2 93V92H1ZM1 93H0V95H1ZM40 93V92H39ZM82 93V92H81ZM167 93V92H166ZM3 94V96L2 97H4V93H2ZM7 94H9V93H7ZM14 94H16V93H14ZM32 94V93H31ZM31 94H26V96H31ZM80 94V93H79ZM176 94V93H175ZM20 94H18V101H19V103L21 102V103H24V104H28L29 102H30V100H31V98H30V100L28 99V98H25L24 97V95H25V93L24 94H21V95H23L22 97H20L19 96ZM59 95V94H58ZM97 95L98 94H95L94 95V93H90V94H88V96H90L89 98H87V97H85L86 99H82V98H77L76 96H74L75 97V99L73 100V101H70V100H68V99H66L67 97L65 96V99L63 98V96L61 97V98H63L62 100V102H64V104L66 103L67 105L66 106H68V108L69 107H71V106H73V108L74 109H77V110H80L79 108H83V109H88V108H92L91 110H93V112L94 113H97V115H98V112H99V114L101 113L100 111H102V112H105V111H107V109H108V103L107 102H105V99H104V102L100 99V98H98L97 97ZM172 95H174V94H172ZM5 96H6V94H5ZM14 96V95H13ZM13 96H10L11 98L13 97ZM35 95H33V96H31V97H34ZM38 96V95H37ZM36 96V97H37ZM159 96V95H158ZM165 96V95H164ZM168 96V95H167ZM170 96V95H169ZM193 96V95H192ZM2 97H0L1 99H2ZM7 97H8V95H7ZM15 97H17L16 95L14 96V98ZM182 97V96H181ZM187 97V96H186ZM196 97H197V95H196ZM195 97V98H196ZM10 98V99H11ZM38 98V97H37ZM108 98V97H107ZM159 98V97H158ZM165 98H167L166 96H165ZM175 98V97H174ZM192 98V97H191ZM191 98H189V100L191 99ZM0 99V100H1ZM5 99V98H4ZM170 99L172 100V96L170 97ZM8 100V99H7ZM29 100V102L27 103V101ZM37 100V99H36ZM165 100V99H164ZM163 100V101H164ZM174 100V99H173ZM187 100H188V98H187ZM191 100H193V99H191ZM10 101V100H9ZM33 102H34V100H32ZM31 101V102H32ZM39 101V100H38ZM168 101H169V103L168 104H166L165 106H164V104L165 103H163L162 105L164 106L163 107V111H164V113H167L168 112V110H169V108H170V105L171 104H173V102L172 101H170L169 99H168ZM194 101V100H193ZM1 102V101H0ZM5 102H6V100H5ZM32 102V103H33ZM36 102V101H35ZM33 103V104H37L38 102H36V103ZM44 102V101H43ZM42 102V105L45 103H43ZM59 102V101H58ZM171 102V103H170ZM178 102V101H177ZM186 102V101H185ZM190 102V101H189ZM2 104L4 103L3 101L1 102ZM7 103H9V102H7ZM6 103V104H7ZM161 103H162V101H161ZM188 103V102H187ZM191 103V102H190ZM5 104V103H4ZM18 104V103H17ZM24 104L21 106V107H23L24 106ZM29 104H31V103H29ZM63 103H62V105L61 106H63L64 105ZM178 104V103H177ZM1 105V104H0ZM32 105V104H31ZM52 105V104H51ZM158 105V104H157ZM156 105V106H157ZM188 105V104H187ZM187 105L185 106V107H187ZM190 105V104H189ZM4 106V105H3ZM17 106H19V105H17ZM28 106V105H27ZM46 106L47 105H45V110H39V111H36V112H39V113H42V114H39L38 113V115H40V117L42 116H46V117H48V116H50L51 115V118H52V115H53V110H52V108H49V109H51L50 111H52V112H48V111H46ZM159 106V105H158ZM6 107H8V106H6ZM26 107V106H25ZM57 107H59V106H57ZM189 107V106H188ZM11 108V107H10ZM15 108H17V107H15ZM15 108H13L14 110H15ZM19 108V107H18ZM53 108H54V106H53ZM56 108V107H55ZM62 108V107H61ZM94 108V109H93ZM155 108V107H154ZM26 108H24V110H25ZM28 109V108H27ZM48 109V110H49ZM157 109V108H156ZM159 109V108H158ZM18 110V109H17ZM22 110H23V108H22ZM55 110H57V108L55 109ZM98 112H97V111ZM120 110V109H119ZM154 110V109H153ZM173 110V109H172ZM184 111L183 110V105H181V103H179L177 106H176V112H180V111ZM16 111V110H15ZM26 111V110H25ZM59 111H61V110H59ZM59 111H57L54 115H59V117L60 116H64L65 117V119L66 118H69V116H68V113H66V112H61V113H59ZM190 111V110H189ZM19 112V111H18ZM153 112V111H152ZM173 112V111H172ZM207 112V113H206ZM21 113H22V111H21ZM30 113V112H29ZM29 113H28V115H29ZM33 113V115L35 114L34 112H32ZM51 113V114H50ZM107 113V112H106ZM109 113V112H108ZM18 114V113H17ZM37 114V113H36ZM36 114H35V116H36ZM50 114V115H49ZM103 114V113H102ZM117 114V113H116ZM188 114V113H187ZM4 115V114H3ZM8 115V114H7ZM32 114H30L29 116H31ZM37 115V116H38ZM96 115V114H95ZM153 115V114H152ZM177 115H178V113H177ZM189 115V114H188ZM187 115V116H188ZM191 115V114H190ZM23 116H25V113H24V115ZM37 116H36V118H37ZM103 116V115H102ZM2 117H4V116H2ZM39 117V116H38ZM54 117V116H53ZM98 117V116H97ZM196 117V116H195ZM9 119H10V117H8ZM26 118H27V116H26ZM34 118V117H33ZM44 118V117H43ZM75 118V117H74ZM101 119H102V117H100ZM106 118V117H105ZM260 120H258V119ZM4 119V118H3ZM14 119V118H13ZM12 119V120H13ZM48 119H49V117H48ZM53 119H58V118H53ZM60 119H62V118H60ZM73 119V117H71L70 116V118L69 119H67L66 121H71ZM99 119V118H98ZM175 119V118H174ZM184 119V118H183ZM5 120V119H4ZM11 120V119H10ZM9 120V121H10ZM46 120V119H45ZM76 120V119H75ZM78 120V119H77ZM80 120V119H79ZM100 120V119H99ZM103 120V119H102ZM192 120V119H191ZM243 120V121H242ZM252 120V119H251ZM13 121H16V119H14ZM35 121V120H34ZM38 121V120H37ZM54 121V120H53ZM52 120L49 122V121H46V123H36V121L35 122H29V120L28 121H22L23 123H21V125L20 126H17L16 128H15V130H17V131H21V133H26V132H29V133H31V132H33V133H36V132H38V133H40V132H43V133H46V134H48V133H52V135L53 136H62L63 134H64V132H62V131H60V130H56V128H53L54 126H52V129H51V123L53 122ZM58 121H60V120H58ZM73 121H74V119H73ZM124 121H127V120H124ZM193 121V120H192ZM12 122V121H11ZM20 122V121H19ZM62 122H65V121H62ZM179 122V121H178ZM8 123V122H7ZM16 123H17V121H16ZM70 123V122H69ZM80 123V122H79ZM96 123V122H95ZM246 123V122H245ZM15 124V123H14ZM54 125H55V123H53ZM63 124V123H62ZM62 124H61V126H62ZM71 124V123H70ZM113 124V123H112ZM255 124V123H254ZM16 125V124H15ZM56 125H57V123H56ZM60 124L58 123V126H59ZM63 125H65L66 126V124H63ZM68 125V124H67ZM94 124H93V122H90V121H84L83 122V124H81V127H83V128H89V127H92ZM96 125V124H95ZM103 125H104V122H103ZM125 125V124H124ZM149 125H150V128L152 129V130H154V132H165L166 130H170V128L171 127H168V126H166V127H168V128H162L163 126H165V125H163V124H161L160 122H158V121H153L152 120V122H150L149 123ZM162 125V127H160ZM176 125V124H175ZM185 125H186V123H185ZM262 125H264V124H262ZM261 125V126H262ZM4 126V125H3ZM3 126H1V127H3ZM113 126V125H112ZM126 126H129V125H126ZM140 126V125H139ZM170 126V125H169ZM209 126V125H208ZM5 127V126H4ZM67 127V126H66ZM69 127H71L70 125H69ZM103 127V126H102ZM116 127V126H115ZM160 127V128H159ZM211 127V126H210ZM121 128V127H120ZM129 128V130L131 129V127L129 126L128 127ZM136 128V127H135ZM204 128H207V127H204ZM54 129V130H53ZM65 129V128H64ZM76 129V128H75ZM101 129V128H100ZM106 129V128H105ZM110 129V128H109ZM108 129V130H109ZM114 129V128H113ZM209 129V128H208ZM212 129V128H211ZM3 130V129H2ZM66 130V129H65ZM64 130V131H65ZM96 130V129H95ZM95 130H94V132H95ZM103 130V129H102ZM101 130V131H102ZM117 130V129H116ZM123 130V129H122ZM121 130V131H122ZM132 130V129H131ZM138 130V129H137ZM202 130V129H201ZM263 130V129H262ZM7 131V130H6ZM11 131H13L12 129H11ZM66 131H68V135H70V133H72V134H74L73 133V131L71 130V129H67ZM90 131H92V133L94 134V132H93V128L90 130ZM104 131V130H103ZM102 131V132H103ZM110 131V130H109ZM133 131H136L135 129L133 130ZM133 131H130V132H133ZM203 131V130H202ZM2 132V131H1ZM9 132H10V130H9ZM102 132L101 133H99V134H94L95 136H92L91 134V138L92 137H100V136H102L103 138H104V140H106L107 142L106 143H95L94 145H92V149L95 151V150H97V152H101V151H109L110 153H107V154H105V156H100V157H95V156H93V158H87V157H81V155L79 156V155H72V156H70V155H68L67 157H62V158H60V157H58L57 155H55V152H56V148H57V146L58 145H61V141H63L62 139H61V141L58 139L57 141H55V143H53V141H52V143H48V147H47V151L45 152V154L43 155V153H39V155H38V153H37V155L39 156V158L40 159H42V160H44V161H48V162H51V163H54L53 165H49V166H43V165H34V162H33V165H31V164H27V163H29L28 161V158H34V157H30V155L29 154H27V155H24V154H22V153H16V154H14L13 156L12 155H9L10 153H5V152H2L1 150H0V157H3V158H5V160L4 161H2L1 163H0V192H2V195L4 194V193H10V194H13L14 192L16 193V192H18L19 194H20V192H21V195H22V192H23V194H24V192L25 193H27V192H29V197L28 196H26L27 197V203L24 201L25 200V198H23L22 199V197L19 199V201H17V202H20V200L22 199L23 200V202H24V205L25 204H28V205H32V201H33V199H37V201L38 200H45L46 199V197L48 196V194H51V193H53V195H54V197H56V198H58V200L60 199V201H61V199H63V200H65V199H79V200H83V199H85L86 197H88L87 196V194H89V193H92V194H94L95 195V197L97 198V201H101V203H102V200H104V199H107L108 201H109V198L111 199H113L114 197L112 196L111 197V195H115V194H117V197L119 198L120 197V199L122 200H120L122 203L124 202V200H128L127 202L128 203H134L135 205L134 206H132V205H130V206H132V208L134 207V208H136L138 205H139V203H140V205H143L142 207H144V205H146V208L145 209H148V208H151L150 210H152V208L154 209H157V210H162L161 211V213H159L160 215L159 216H165V215H171L172 213H176L177 214V216L178 217H180V219L182 220L181 222H183V221H187V219L189 218V217H191L192 216V214H191V210H192V213H193V209H192V206H191V204H188V205H186V203H184V194H185V189L187 190V188H185V185L184 184H182V182H181V179H180V181H176V180H174V175H176V174H172L173 176L172 177H174V178H172L171 179V177H170V174H171V170H168L167 168L168 167H165L164 165H162L161 163H159L160 165H162L163 167H165V168H163V167H160L157 163H152L153 161V159H155L153 156V152L155 151H153L152 149H150V146H151V144L154 146V145H156L155 143H157V141H156V138H153L154 139V141H149L150 143H148V147H142V146H138V144H136V142H134L133 140H131V139H128L127 137H126V139L125 138H123L122 137V135L123 134H119L118 135V133L117 132H115L116 134H117V137H115L113 134L112 135H109L108 134V136L107 135H102ZM120 132V131H119ZM145 132H147V131H145ZM204 132V131H203ZM3 133V132H2ZM7 133V132H6ZM6 133L4 134V135H6ZM11 133V132H10ZM76 133V132H75ZM78 133V132H77ZM90 133V132H89ZM96 133V132H95ZM104 133V132H103ZM126 133V132H125ZM137 133V132H136ZM140 133V132H139ZM174 133V132H173ZM37 134V133H36ZM67 134V133H66ZM131 134V133H130ZM134 134V133H133ZM165 134V133H164ZM171 134H172V132H171ZM201 134V133H200ZM203 134V133H202ZM246 134V133H245ZM258 134H260V133H258ZM3 135V134H2ZM4 135H3V137H4ZM9 135V134H8ZM24 135V134H23ZM35 135V134H34ZM40 135V134H39ZM77 135V134H76ZM129 135V134H128ZM158 135V134H157ZM159 135H161V134H159ZM158 135V137H165L164 139H166L167 140V138L169 137V136H171V135H169L168 133H167V136H164V135H162V136H159ZM173 135V134H172ZM260 135H262V134H260ZM25 136H26V134H25ZM42 136V135H41ZM70 136H73V135H70ZM69 136V137H70ZM82 136V135H81ZM130 136H133L132 134L130 135ZM129 136V137H130ZM264 136V135H263ZM2 137V136H1ZM9 137V136H8ZM14 137V136H13ZM18 137V136H17ZM20 137V136H19ZM19 137H18V139H19ZM63 137V136H62ZM125 137V136H124ZM134 137V136H133ZM138 137V136H137ZM141 137V136H140ZM27 137H25V139H26ZM57 138V137H56ZM86 138H88V137H86ZM90 138V139H91ZM103 138H102V140H103ZM206 138V139H207ZM249 138H251V139H249ZM15 139V138H14ZM29 139L31 140V137H29ZM42 139V138H41ZM81 139V138H80ZM100 139V138H99ZM125 141L126 143H123L122 141ZM163 138H160V141L162 140ZM219 139V140H218ZM259 139H261V137L259 138ZM6 139H4L3 141V143L2 142H0V143H2V145L4 146V147H6V146H8L9 145V143H8V139L5 141ZM35 140H36V138H35ZM37 140H40L39 138L37 139ZM36 140V141H37ZM65 140H66V138H65ZM204 140V139H203ZM262 140H264V139H262ZM11 141V140H10ZM28 141V139L26 140V142ZM35 141V142H36ZM46 141V140H45ZM74 141V140H73ZM94 141V140H93ZM135 141H137L136 139H135ZM17 142V141H16ZM19 143H23L24 141L23 140H20V141H18ZM25 142V143H26ZM31 142V141H30ZM67 142V141H66ZM90 142V141H89ZM98 142V141H97ZM116 142H119L118 144H116ZM134 142V143H133ZM138 142V141H137ZM140 142V141H139ZM138 142V143H139ZM196 142V141H195ZM202 142V141H201ZM211 141L209 142V144L211 143V146H212V148L214 147V142L212 143ZM259 142H260V140H259ZM28 143V142H27ZM43 143H44V141H43ZM46 143V142H45ZM46 143V144H47ZM77 144H79L78 142H76ZM127 143H129V144H127ZM145 143V142H144ZM164 143V142H163ZM166 143V142H165ZM197 143H199V142H197ZM205 143V142H204ZM203 143V144H204ZM262 143H263V141H262ZM18 144V143H17ZM32 144H34V143H32ZM38 144V145H37ZM42 143H36L35 145L36 146H40ZM62 144H64V143H62ZM65 144H67V143H65ZM206 144V143H205ZM213 144V145H212ZM222 144V143H221ZM6 145V146H5ZM13 145V144H12ZM16 145V144H15ZM19 145V144H18ZM24 144H22V146H23ZM31 145V144H30ZM30 145H29V147H30ZM260 145V144H259ZM21 146V145H20ZM25 146V145H24ZM44 146V145H43ZM78 146V145H77ZM80 146V145H79ZM197 146V145H196ZM195 145H194V147H196ZM201 146H203V145H201ZM207 146V145H206ZM14 147V146H13ZM26 147V149H30V148H27V146H25ZM74 147H76V146H73L72 148H74ZM86 147V146H85ZM172 147V146H171ZM193 147V146H192ZM205 146H203L202 147V149L204 148ZM208 147V151H207V148H206V152H209L210 153V151H211V149H209V148H211V147H209V146H207ZM221 147V146H220ZM261 147H262V145H261ZM12 148V147H11ZM20 147L18 146V149H19ZM46 148V147H45ZM45 148H43L44 150H46ZM70 148V147H69ZM68 148V149H69ZM81 148V147H80ZM89 148H90V146H89ZM217 148H219V146H217L216 145V149ZM263 148V147H262ZM15 149H16V147H15ZM21 149V148H20ZM34 148H32V150H33ZM61 149V148H60ZM71 149V148H70ZM81 149H83V147L81 148ZM213 149H215V147L213 148ZM221 149V148H220ZM59 150V149H58ZM66 150V149H65ZM72 150H74V149H72ZM80 150V149H79ZM210 150V151H209ZM259 150V149H258ZM264 150V149H263ZM17 151V150H16ZM37 151V150H36ZM38 151H41L40 149L38 150ZM68 151H70V150H68ZM125 151V153L126 152H128V153H130V154H132V153H134V154H136V155H138V158L139 159H142V160H144V159H146V161H147V159H148V163L146 162L145 164H143L147 169H149V170H152L153 172H155L156 173V175H158L160 178H162V180L163 181H166L167 183H166V187H168V188H174V190L178 193L177 195L176 194H173V193H168V192H162L161 190H160V192H151V193H147L146 192V190H145V192L143 193V191H144V188L140 185V184H147L148 185V183L149 184H151L150 182L152 181V178L150 179L151 181L149 182V179H148V181H146V180H144V181H142V180H140L139 178L140 177H138V176H133L132 175V173H131V171H134V170H136V168L135 167H131V166H128L129 164H127L126 162H124V161H120V160H118V161H120V162H117V160H115V159H112V158H115L114 157V155H116V153H117V155L116 156H118V152L120 153V152H124ZM177 151V150H176ZM176 151H174V152H176ZM216 151H218V149L217 150H215L214 152H212L211 151V153L213 154L214 153V155H215V153H217ZM29 152V151H28ZM72 152V151H71ZM74 152V151H73ZM87 152V151H86ZM92 152V151H91ZM96 152V153H97ZM132 152V153H131ZM195 152V151H194ZM219 152V151H218ZM229 152V153H228ZM231 152V153H230ZM256 152H257V150H256ZM31 153V152H30ZM90 153V152H89ZM94 153V152H93ZM155 153V152H154ZM202 153H205V151L203 150V151H198L196 154H194V157H195V159H196V161L197 160H203L204 158H205V160H203V161H209L208 163V165H206V163H205V167L203 166V168H205L204 169V171L201 173L200 172V174L203 176V178L202 179H204V176H206V175H208L209 174V172L210 171H208V170H210L211 169V167H215V169L217 170V165L221 162V160H220V162L218 161L219 160V158L218 159H216L215 158V156L214 155H212L211 153L209 154L208 153V155H210L209 156V158H207L208 157V155L205 153V155L206 156H204V154H202ZM223 153H225V155H223ZM258 153H260L259 151H258ZM6 154H8V157L6 156ZM57 154H59V153H57ZM61 154H63V153H60V155L59 156H61ZM88 154V153H87ZM91 154V153H90ZM120 154H122V153H120ZM119 154V155H120ZM156 154V153H155ZM192 154V153H191ZM245 154L246 155H248V156H245ZM261 154H262V151H261ZM65 155V154H64ZM91 155H94V154H91ZM217 155H218V153H217ZM264 155V154H263ZM262 155V156H263ZM82 156H84V154L82 155ZM87 156V155H86ZM99 156V155H98ZM120 156H122V155H120ZM193 156V155H192ZM201 156H202V158H201ZM261 155H259V157H260ZM89 157V156H88ZM95 157V158H94ZM133 157V156H132ZM228 157H230V156H227V157H225V159H227ZM257 157V159H255V160H253L255 163L254 164H257L256 163V161L258 162V161H260L261 159L258 157V156H256ZM37 158V157H36ZM58 158H60L59 160H56V159H58ZM134 158V157H133ZM234 158V157H233ZM2 159V158H1ZM26 159L28 160L27 162H26ZM160 159V158H159ZM162 159V158H161ZM166 159V158H165ZM194 159V160H195ZM136 160V159H135ZM217 160V161H216ZM32 161H34V160H32ZM37 161H39V160H36L35 162H37ZM169 161H171V160H169ZM203 161H201V162H203ZM229 161V160H228ZM245 161V162H244ZM24 162V164H22ZM30 162H31V160H30ZM160 162V161H159ZM198 162V161H197ZM223 162V161H222ZM227 162V161H226ZM25 163L27 164V165H29V166H25ZM144 163V162H143ZM172 163V162H171ZM204 163H203V165H204ZM236 163V162H235ZM241 163V164H240ZM251 163V162H250ZM36 164V163H35ZM39 164V163H38ZM173 164H175V163H173ZM173 164H172V166H173ZM226 164V163H225ZM225 164H223L224 166H223V169H222V171L224 172L225 170H226V168H227V170H229L230 171V169L233 167L232 166V164H231V161H229V163L228 164H230V165H228L227 166V164L225 165ZM237 164V165H238ZM260 164V163H259ZM168 165V164H167ZM221 165V164H220ZM234 165V164H233ZM248 165V164H247ZM264 165V164H263ZM135 166V165H134ZM207 166H210V168H208ZM244 166H246V165H244ZM250 166V165H249ZM252 166V165H251ZM138 167V166H137ZM243 167V166H242ZM248 167V166H247ZM261 167V165L259 166V167H257V165L255 166V165H253L252 166V172H256L257 170H256V168H258V171H259V169H260V171H261V169H263V167L262 168H260ZM171 168V167H170ZM173 168V167H172ZM224 168H225V170H224ZM239 168V167H238ZM104 169V171H105V174H104V176H106V177H103V180H104V178H106V180H108L107 179V175H106V173H109V171H106L105 169H114V170H120V172H121V170L124 172V173H122L123 174V176H121V177H119L118 179H122V181H121V183H119V182H117L118 184L116 185V186H108V187H106V185H105V187L103 188H99L98 187V178H101L100 176H101V173H100V171H102ZM244 169H246L245 167H244ZM212 170V169H211ZM215 170V171H216ZM227 170H226V172H224V173H226V174H228L227 173ZM248 170H249V168H248ZM215 171L213 172V171H211L210 173H211V176H213V174L215 173ZM221 171V170H220ZM259 171V172H260ZM264 171V170H263ZM251 172V170H249V173ZM247 173V172H246ZM121 174V173H120ZM222 174V173H221ZM243 174V173H242ZM256 174V173H255ZM258 174V173H257ZM264 174V172H261V176ZM111 175H113V174H111ZM199 175V174H198ZM239 175H241V174H239ZM259 174H258V176H260ZM201 176V177H202ZM221 176V175H220ZM248 176H250L249 174H247V177ZM256 176V175H255ZM258 176H256L257 178H258ZM115 176H113L112 178H111V176H110V178L111 179H113ZM198 177V176H197ZM208 177H210V175L208 176ZM207 176H206V178H208ZM222 177V176H221ZM234 177V176H233ZM240 177V176H239ZM244 177V176H243ZM142 178V177H141ZM146 178V177H145ZM159 178V179H160ZM212 178V177H211ZM249 178V177H248ZM259 178H261V177H259ZM258 178V180H260ZM142 179H144V177L142 178ZM147 179V178H146ZM177 179V178H176ZM213 179V178H212ZM211 179V180H212ZM251 179V181H256L257 179H254V178H250ZM262 179H264V178H262ZM157 180V179H156ZM210 180V181H211ZM227 180V179H226ZM236 180V179H235ZM243 180H244V178H243ZM246 180H248V179H246ZM245 180V181H246ZM257 180V181H258ZM101 181V180H100ZM105 181V180H104ZM162 181V182H163ZM185 181V184L187 185L188 184V180H184ZM191 181V180H190ZM208 181V180H207ZM209 181V182H210ZM238 181V180H237ZM240 181V180H239ZM238 181V182H239ZM249 181V180H248ZM250 181V182H251ZM262 181V180H261ZM143 182V183H142ZM202 182H204V180L202 181ZM209 182L207 183V184H209ZM212 182H213V180H212ZM226 182H228V181H226ZM247 182V181H246ZM249 182V183H250ZM259 182V181H258ZM38 183H42V185L43 186H41L42 188H43V190L42 191H39L40 189H39V186H38V188H36V186H37V184ZM101 183H102V181H101ZM112 183V182H111ZM106 184V183H105ZM164 185H165V183H163ZM204 184V183H203ZM211 184H215L214 182L213 183H211ZM222 184V183H221ZM236 184V183H235ZM239 184V183H238ZM244 184H246V183H244ZM251 184V183H250ZM254 184V183H253ZM259 184V183H258ZM104 185V184H103ZM102 185V186H103ZM152 185H155L154 184V182L152 183ZM216 185H218V183L216 184ZM264 185V184H263ZM210 186V185H209ZM227 186V185H226ZM236 186V185H235ZM239 186V185H238ZM257 185H255V187H256ZM221 187H222V185H221ZM240 187V186H239ZM247 187H249V186H247ZM35 188L37 189V190H35ZM41 188V189H42ZM211 188H212V185H211ZM214 188V187H213ZM212 188V190H216L217 191V189H218V186L217 187H215L214 189ZM219 188H220V186H219ZM223 188V187H222ZM231 189H232V187H231ZM234 189V188H233ZM232 189V190H233ZM244 189V188H243ZM252 189V188H251ZM255 189V188H254ZM258 189V188H257ZM256 189V190H257ZM206 189L204 188V191H205ZM250 190V189H249ZM248 190V191H249ZM157 191V190H156ZM202 191V190H201ZM208 191H210L209 189H208ZM218 191H220V190H218ZM217 191V192H218ZM234 191V190H233ZM232 191V192H233ZM149 192H150V190H149ZM175 192V193H176ZM237 192V191H236ZM6 193V194H7ZM13 194V195H15L16 196V194ZM213 193V192H212ZM212 193H210V194H212ZM243 193V192H242ZM209 194V193H208ZM207 193L205 194V193H203V195H202V198H203V200H202V202L205 204V202L208 200V195ZM237 194V193H236ZM250 194V193H249ZM252 194V193H251ZM256 195L257 194H259V192H256L255 193ZM255 194H253V195H251V196H254ZM262 194L264 195V193L262 192ZM5 195V194H4ZM9 195V194H8ZM7 195V196H8ZM13 195H12V197H13ZM18 195V194H17ZM52 195V194H51ZM58 195V196H57ZM120 195V196H119ZM128 195V197H129V195H130V197L128 198V197H126ZM186 195V194H185ZM221 195H223V194H221ZM235 195V194H234ZM255 195V196H256ZM0 196H1V193H0ZM14 196V197H15ZM20 196V195H19ZM23 196V195H22ZM122 196V197H121ZM139 196V197H138ZM141 196H143V197H141ZM172 196H174L173 198H172ZM220 196V195H219ZM228 196V195H227ZM226 196V197H227ZM243 196V195H242ZM249 196V195H248ZM258 196V195H257ZM5 197V196H4ZM12 197H11V199H12ZM18 197V196H17ZM17 197H15L16 199H17ZM31 197V198H30ZM48 197H50V196H48ZM116 197V199H118ZM143 198L142 199V201L141 200H139V198ZM146 199H145V198ZM187 197V196H186ZM234 197V196H233ZM246 197V196H245ZM9 199H10V197H8ZM52 198H53V196H52ZM201 198V199H202ZM14 199V198H13ZM111 199V200H112ZM213 199V198H212ZM15 200V199H14ZM21 200V201H22ZM47 200H48V198H47ZM52 200H54V199H52ZM89 200H91V199H89ZM110 200V201H111ZM115 200V199H114ZM113 200V201H114ZM182 200H184L183 202H182ZM6 201V200H5ZM35 201V200H34ZM33 201V202H34ZM51 201V200H50ZM56 201V200H55ZM117 201V200H116ZM115 201V202H116ZM216 201H218V199L216 200ZM225 201V200H224ZM6 202H8V201H6ZM15 202V201H14ZM44 202V201H43ZM81 202V201H80ZM106 202V201H105ZM119 202V201H118ZM154 202H159V203H154ZM13 203V202H12ZM16 203V202H15ZM38 203V202H37ZM75 203V202H74ZM104 203V202H103ZM138 203V204H137ZM202 203V204H203ZM70 204V203H69ZM84 204V203H83ZM119 204H120V202H119ZM119 204H116V205H119ZM127 204V203H126ZM210 204V203H209ZM220 204V203H219ZM20 205V204H19ZM28 205H26V206H28ZM64 205V204H63ZM71 205V204H70ZM76 205V204H75ZM87 205V204H86ZM111 205V204H110ZM193 205V204H192ZM206 205V204H205ZM218 205V204H217ZM41 206V205H40ZM67 206H68V204H67ZM22 207V206H21ZM71 207V206H70ZM78 207V206H77ZM83 207H85V205L83 206ZM92 207V206H91ZM90 207V208H91ZM100 207V206H99ZM126 207H127V205H126ZM206 207H207V205H206ZM25 208H27V207H25ZM29 208V207H28ZM33 208V207H32ZM36 208H37V206H36ZM38 208H40V207H38ZM86 208V207H85ZM105 208V207H104ZM103 208V209H104ZM117 208H119V207H117ZM122 208H125V203L124 204H122ZM138 208H140L139 206H138ZM194 208V207H193ZM42 209V208H41ZM40 209V210H41ZM67 209V208H66ZM74 209H75V207H74ZM114 209H116V208H114ZM126 209V208H125ZM130 209V208H129ZM128 209V210H129ZM143 209V208H142ZM18 210V209H17ZM25 210V209H24ZM28 210V209H27ZM40 210L38 209V211L40 212ZM52 210V209H51ZM56 210V209H55ZM58 210V209H57ZM60 210V209H59ZM79 210V209H78ZM84 210V209H83ZM105 210V209H104ZM138 210V209H137ZM150 210H149V212H150ZM195 210V209H194ZM212 210V209H211ZM16 211V210H15ZM20 211V210H19ZM34 211V210H33ZM32 211V212H33ZM37 211V210H36ZM43 211V210H42ZM46 211V210H45ZM49 211V210H48ZM53 211V210H52ZM63 211V210H62ZM74 211V210H73ZM134 211H136V209L134 210ZM147 211V210H146ZM153 211V210H152ZM151 211V212H152ZM17 212V211H16ZM25 212V211H24ZM29 212V211H28ZM71 212V211H70ZM80 212H82V211H80ZM84 212V211H83ZM94 212H95V210H94ZM140 212V211H139ZM148 212V211H147ZM151 212H150V214H151ZM157 212V211H156ZM15 213V212H14ZM67 213V212H66ZM77 213V212H76ZM144 213V212H143ZM197 213V212H196ZM199 213V212H198ZM13 214V213H12ZM11 214V215H12ZM31 214V213H30ZM91 214V213H90ZM141 214V213H140ZM149 214V215H150ZM158 214V213H157ZM2 215V214H1ZM11 215H9L10 217H11ZM54 215H55V213H54ZM57 215V214H56ZM63 215V214H62ZM67 215V214H66ZM142 215V214H141ZM152 215V214H151ZM196 215V214H195ZM200 215V214H199ZM4 217H5V215H3ZM8 216V215H7ZM6 216V217H7ZM9 216L6 218L7 220L9 219ZM14 216V215H13ZM15 216H16V214H15ZM53 216V215H52ZM77 216V215H76ZM86 216V215H85ZM84 216V217H85ZM101 216H103V215H101ZM174 216V215H173ZM176 216V215H175ZM174 216V217H175ZM197 217H198V215H196ZM202 216V215H201ZM201 216H199L200 218H201ZM255 216V215H254ZM256 216H258V215H256ZM58 217V216H57ZM60 217V216H59ZM70 217V216H69ZM69 217H66V220H67V218L69 219ZM78 217H79V215H78ZM90 217H91V215H90ZM111 217V216H110ZM54 218V217H53ZM61 218H62V216H61ZM64 218V217H63ZM88 218H89V216H88ZM98 218V217H97ZM144 218V217H143ZM193 218V217H192ZM196 218V217H195ZM2 219V218H1ZM0 219V220H1ZM12 219H13V217H12ZM18 219V218H17ZM99 219H101V218H99ZM105 219V218H104ZM103 219V220H104ZM145 219H146V217H145ZM175 219V218H174ZM190 219V218H189ZM196 219H198V218H196ZM10 220V219H9ZM14 220V219H13ZM57 220V219H56ZM102 220V221H103ZM109 220V219H108ZM144 220V219H143ZM176 220H177V218H176ZM195 220V219H194ZM202 220H203V218H202ZM201 220V221H202ZM3 221V220H2ZM12 220H10V222H11ZM52 221V220H51ZM71 221V220H70ZM3 222H6L7 223V221H3ZM10 222L8 223V224H10ZM65 222H67V221H65ZM106 222V221H105ZM153 222V221H152ZM170 222H171V220H170ZM176 223H177V221H175ZM175 222L172 224V225H174L175 224ZM188 222H189V220H188ZM194 222V221H193ZM199 222V221H198ZM197 222V223H198ZM5 223V224H6ZM13 223V222H12ZM56 223H58V222H56ZM103 223V222H102ZM184 223V222H183ZM182 223V224H183ZM192 223V222H191ZM196 223V222H195ZM4 224V223H3ZM2 224V225H3ZM7 224V225H8ZM14 224V223H13ZM68 224H69V222H68ZM106 224V223H105ZM163 224H165V223H163ZM178 224V223H177ZM199 224V223H198ZM1 225V226H2ZM60 225H62V223L60 224ZM104 225V224H103ZM111 225V224H110ZM115 225V224H114ZM161 225V224H160ZM180 224H178V225H174V226H176V227H178ZM190 225V224H189ZM192 225V224H191ZM195 225V224H194ZM194 225L192 226V227H194ZM6 226V225H5ZM10 226V225H9ZM53 226H55V225H53ZM57 226V225H56ZM64 226V225H63ZM65 226H66V224H65ZM79 225H77V227H78ZM169 226H170V224H169ZM169 226H168V229H169ZM181 226H184V225H181ZM185 226H186V222H185ZM196 226H197V224H196ZM59 227V226H58ZM74 227H75V224H74ZM112 227V226H111ZM188 227V226H187ZM186 227V228H187ZM0 228H2V227H0ZM56 228V227H55ZM62 228V227H61ZM76 228V227H75ZM83 228V227H82ZM91 228V227H90ZM102 228V227H101ZM106 228V227H105ZM163 228H165V227H162V229ZM174 227H172L171 226V229H173ZM185 228V227H184ZM184 228H182V229H184ZM199 228V227H198ZM57 229V228H56ZM89 229V228H88ZM94 229V228H93ZM93 229H92V231H93ZM170 229V230H171ZM177 229V228H176ZM188 229V228H187ZM192 229V228H191ZM60 230V229H59ZM64 230H65V228H64ZM78 230V229H77ZM82 230V229H81ZM91 230V229H90ZM137 230V229H136ZM189 231H190V226H189V229H188ZM195 230H197V227L195 228ZM7 232H8V230H6ZM88 231V230H87ZM140 231V230H139ZM1 232H3V230L1 231ZM0 232V233H1ZM59 232V231H58ZM96 232V231H95ZM99 232V231H98ZM134 232V231H133ZM136 232V231H135ZM134 232V233H135ZM176 232H179L178 230L176 231ZM186 232H187V230H186ZM193 232V231H192ZM200 232V234L198 233H196V235H194V234H192V235H194V236H192V235H189V234H187V237L189 238V237H191L189 240H187V238L186 239H184V240H186V241H188L187 243L189 244L188 246H187V249H188V255H189V257H188V259L189 258H191V260H193L192 261V263H191V261H189L188 260V262L184 259V261H183V264H231V259H229V258H231V256H228V253L226 252V250L224 249V247H222V246H224L223 245V243H222V246H220V243H218V242H213V238L212 239H209V238H206V237H201L202 235H201V233H202V231H199ZM4 233V232H3ZM74 233V232H73ZM181 233V232H180ZM78 234V233H77ZM88 234V233H87ZM203 234V233H202ZM212 234V233H211ZM244 234V233H243ZM63 235V234H62ZM76 235V234H75ZM89 235V234H88ZM171 235V234H170ZM170 235H169V237H170ZM186 235V234H185ZM189 235V236H188ZM244 235H246V234H244ZM249 235V234H248ZM247 235V236H248ZM159 236V235H158ZM167 236V235H166ZM3 237V236H2ZM88 237H90V236H88ZM161 237V236H160ZM172 237V236H171ZM186 237V236H185ZM212 237H214V236H212ZM217 237V236H216ZM164 238V236L162 237V238H160L159 240H161V239H163ZM175 238V237H174ZM179 238V237H178ZM218 238V237H217ZM250 238V237H249ZM254 238V237H253ZM69 239H71V237L69 238ZM166 239V238H165ZM164 239V241H167V240H165ZM169 239H172V238H169ZM218 239H220V238H218ZM251 239V238H250ZM249 239V240H250ZM173 240V239H172ZM169 241V240H168ZM171 241V240H170ZM176 242H177V240H175ZM179 241V240H178ZM186 241L184 242V243H186ZM214 241H215V239H214ZM226 241V240H225ZM160 242V241H159ZM173 242V241H172ZM224 242V241H223ZM253 242V246L255 247V245H254V243L255 244H257L258 242H255V241H252ZM161 243H163V241L161 242ZM167 244V243H166ZM165 244V245H166ZM175 245H176V243H174ZM177 244H179V243H177ZM181 244V243H180ZM252 244V243H251ZM71 245V244H70ZM164 245V244H163ZM169 245V244H168ZM182 245V244H181ZM187 245V244H186ZM160 246V245H159ZM171 246V245H170ZM249 246V245H248ZM163 248L162 249H164V246H162ZM185 247V246H184ZM183 247V248H184ZM250 247V246H249ZM252 247V246H251ZM176 248V247H175ZM178 248V247H177ZM182 248V247H181ZM186 248V247H185ZM173 249V248H172ZM186 249V250H187ZM171 250V249H170ZM161 251V250H160ZM169 251V250H168ZM174 251H176V249L174 250ZM236 251V250H235ZM163 252V251H162ZM178 253V255H182V252H177ZM156 254H157V252H156ZM161 254V253H160ZM163 254V253H162ZM176 254V253H175ZM185 254V253H184ZM164 255V254H163ZM165 255H171V254H169V253H166ZM242 255V254H241ZM236 256H237V258H239L238 260H240L239 262H249L250 264L251 263H253V259H252V257L251 258H245L244 257V255H242V256H240V255H238V254H236ZM252 256H255L254 254H252ZM183 259V258H182ZM182 259H181V261H182ZM233 260V259H232ZM177 261V260H176ZM180 263H176L175 262V264H181V261L180 260H178ZM235 261V260H234ZM243 262V263H244ZM163 264V263H162ZM254 264V263H253Z\"/></svg>","mask_w":264,"mask_h":264}]
</instances>
